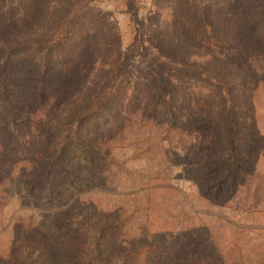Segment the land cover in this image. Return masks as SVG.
<instances>
[{"label": "rangeland", "instance_id": "374dc122", "mask_svg": "<svg viewBox=\"0 0 264 264\" xmlns=\"http://www.w3.org/2000/svg\"><path fill=\"white\" fill-rule=\"evenodd\" d=\"M47 8L50 12L44 17L53 18L52 23L68 8L79 10L67 40L73 36L91 40L81 48L72 68L73 77L82 72L80 78L86 80L90 95L106 79L111 59L122 58L116 54V48L122 54L135 39L147 40L155 55L174 54L195 61L208 71L222 76L226 73L234 80L239 75L247 76L250 83L236 89L239 104L235 107L243 117L246 107L253 108L264 144V58L246 61L250 55L264 56V44L261 46L256 36L260 33L264 42V0H23V23L31 25L32 9ZM17 24L22 25V21L2 14L0 38L8 37V28L15 29ZM193 24V30L205 31V39H229L235 48L225 53L218 47L205 46L200 32L199 39L193 40L196 34L189 31ZM22 33V29L15 32L20 36ZM72 50L68 47V52ZM40 63L41 60L33 63L30 59L10 63L11 88L1 97L0 104L23 100ZM148 71L140 57L133 55L127 71L132 79L110 106L121 110L140 90L145 95L132 102L136 104L135 110L141 104L152 107L149 93L155 91ZM44 81L51 92L62 91L66 83L57 75ZM201 83L175 77L170 89L180 100H185L182 95L189 91L196 98L202 96L210 111L220 112L223 106L217 104L209 86ZM76 89L77 85L69 91ZM195 110L198 116H186L180 133L166 132L164 127L157 126L159 116L153 112L131 119L124 132L114 135L113 145L102 148L106 159L112 161L77 164L69 160L63 168L53 165L51 172L47 165L40 168L14 159L1 166L4 170L0 172V264H20L13 243L29 230H23L21 225L35 227L36 237L52 243L53 264H66L65 255L76 234L71 231V223L76 217L87 221L94 209L89 201L105 212H123L121 215L129 218L126 229L135 235L138 244L164 238L166 245L162 244V249L167 253L174 249L177 255L170 259L177 258L181 264H201V259L207 264L264 261V149L253 156L243 174L225 181V176L233 173L218 162L206 145L201 111L198 106ZM93 125L88 122L86 128ZM15 129L16 126L12 134L24 133L21 135L30 138L26 132ZM12 149L6 145L7 151ZM10 157L16 155L12 153ZM100 168L107 171L96 172ZM37 175L47 177L40 188L34 183ZM155 184L160 187L139 191ZM159 232L166 237L151 238Z\"/></svg>", "mask_w": 264, "mask_h": 264}, {"label": "trees", "instance_id": "16d2710c", "mask_svg": "<svg viewBox=\"0 0 264 264\" xmlns=\"http://www.w3.org/2000/svg\"><path fill=\"white\" fill-rule=\"evenodd\" d=\"M22 3L23 0H0V16L4 14L22 21V25H16L17 28H8V37L0 38L1 102V97L9 93L11 88L8 75L10 63L24 62L27 59L33 63L41 60V63L35 68L34 79L29 83L30 89L23 100L7 105L0 104V118L6 119L0 120V172L4 170L1 166H7L12 159L40 168L47 165L49 172L52 171L53 165L63 168L69 160L77 161V164L91 160L112 161L106 159L107 155L102 148L112 146L114 135L120 131L124 132L131 119H138L141 114L145 116L153 112L159 116L157 126L164 127L166 132L180 133L186 116H198L196 106L204 121L201 129L206 145L212 149L218 162L227 166L233 173L227 174L225 181L243 174L251 165L253 156L264 149L253 108L246 107L243 117L239 108L235 107L239 104L236 89L241 84L250 83L251 80L247 76L239 75L241 77L234 80L226 73L222 76L214 70L208 71L197 62L182 59L174 54L158 52L155 55L152 52L154 47L147 40L135 39L122 54L120 48H116V54L122 58L117 61L111 59L106 79L94 94L90 95L86 91V80L80 78L82 72L73 77L72 68L81 48L84 49L91 40L82 36H73L67 40L79 10L68 8L58 21L52 23L53 18L44 17L47 11L49 14L50 8L41 11L32 9L29 12L31 25H25L21 17L25 14ZM38 16L41 17L40 20L37 19ZM199 25L197 23L196 27ZM193 27L194 24L189 29L196 34L193 40L199 39L197 32H200V40L205 46L218 47L225 53L235 48L231 40L220 37L216 38V41L205 39V31L198 28L193 30ZM208 27L213 31L211 25ZM21 29V36L15 34ZM256 36L259 44L263 45L261 34L257 33ZM68 47L73 50L68 52ZM133 55L139 56L149 69L147 77L155 91L149 93L152 107L149 104H141L135 110L136 104L133 105L132 102L145 95L138 90L131 103L116 111L110 103L132 79L127 71ZM261 58L264 56L250 55L246 61L254 62L255 59ZM66 70L70 73L64 74ZM54 75L66 81L62 85V91H48L44 79ZM175 77L202 82L204 87L209 86L208 90L211 89L217 104L223 106V109L220 112L210 111L209 103L202 96L196 98L191 91L182 95L185 100L174 97L170 88ZM75 85L77 89L69 91ZM183 105L186 106L185 109ZM187 109V113H184ZM153 117L155 116L151 118ZM88 122H93L94 125L87 129ZM15 126L16 129L26 132V136L30 138L21 135L24 133L18 135L14 131L12 134ZM6 145H11L13 149L7 151ZM11 152L16 157H10ZM28 154H31V158H27ZM108 167L113 168L111 165ZM106 171L104 168L96 170L98 173ZM45 178L47 177L37 175L34 183L40 188L46 184ZM146 187L149 189L160 186L146 185L139 191L145 190ZM89 202L91 209H94L87 218L88 222L84 219L80 221L79 217H76L71 223V231L76 234L71 238V250L65 255L68 257L65 259L66 264H181L177 258L170 259L177 255L174 249L169 253L162 249V244L166 245L164 238H157L153 243L138 244L134 239L135 235H130L126 229L129 218L122 216L123 212H105L101 208L98 209L94 201ZM21 227L23 230H29L13 243L18 251L20 264H53L55 252L52 243L36 237L35 232L38 230L35 227ZM152 237L166 236L164 232H159ZM202 260L201 264H207ZM249 264H264V261Z\"/></svg>", "mask_w": 264, "mask_h": 264}]
</instances>
